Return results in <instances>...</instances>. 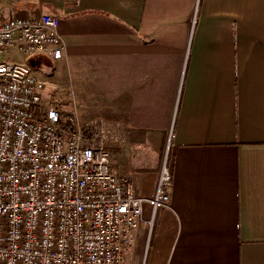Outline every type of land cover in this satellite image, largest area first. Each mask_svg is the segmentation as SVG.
<instances>
[{
  "label": "crops",
  "instance_id": "obj_1",
  "mask_svg": "<svg viewBox=\"0 0 264 264\" xmlns=\"http://www.w3.org/2000/svg\"><path fill=\"white\" fill-rule=\"evenodd\" d=\"M44 14L65 45L35 59L45 104L126 135L110 167L141 197L168 164L128 264H264V0H0V19Z\"/></svg>",
  "mask_w": 264,
  "mask_h": 264
},
{
  "label": "built area",
  "instance_id": "obj_2",
  "mask_svg": "<svg viewBox=\"0 0 264 264\" xmlns=\"http://www.w3.org/2000/svg\"><path fill=\"white\" fill-rule=\"evenodd\" d=\"M58 28L50 14L0 19V264H128L140 224L150 230L169 202L171 174L164 164L154 194L139 196L110 167L126 135L43 102L30 61L62 59Z\"/></svg>",
  "mask_w": 264,
  "mask_h": 264
},
{
  "label": "rangeland",
  "instance_id": "obj_3",
  "mask_svg": "<svg viewBox=\"0 0 264 264\" xmlns=\"http://www.w3.org/2000/svg\"><path fill=\"white\" fill-rule=\"evenodd\" d=\"M32 72L34 73V75H36V76H38L37 78L43 83V85L45 84V85H49L50 83H52L53 84V63L52 62H50L49 60H47L46 58H43L42 59V61H41V63L39 64V65H37V66H34V67H32ZM52 75V76H51ZM48 76H50V77H52V78H50L51 79V81H49L48 79H47V77ZM41 78V79H40ZM45 85H44V92H43V98H44V95H45V93H46V91H48V88L47 87H45ZM53 97L51 96V99H52ZM72 101V100H71ZM71 101H68L66 104H65V106H63V109H66V108H70L69 109V111L71 110L72 111V109H73V105H71L72 103H71ZM46 101H45V98H44V103H45ZM77 103V102H76ZM77 105H79L78 103H77ZM67 110V109H66ZM70 111V112H71ZM69 113V112H68ZM165 164V166L167 167V168H169L168 167V164H166V163H163V165ZM162 165V166H163ZM134 241H135V236H134V238H133V242H132V245H133V243H134ZM145 242H146V240H145Z\"/></svg>",
  "mask_w": 264,
  "mask_h": 264
},
{
  "label": "trees",
  "instance_id": "obj_4",
  "mask_svg": "<svg viewBox=\"0 0 264 264\" xmlns=\"http://www.w3.org/2000/svg\"><path fill=\"white\" fill-rule=\"evenodd\" d=\"M35 61H36L35 59L30 61L32 67L36 65V63H34Z\"/></svg>",
  "mask_w": 264,
  "mask_h": 264
}]
</instances>
